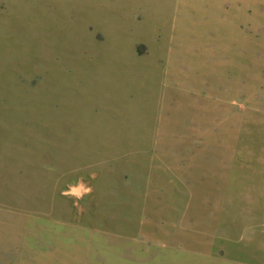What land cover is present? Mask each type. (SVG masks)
Returning <instances> with one entry per match:
<instances>
[{
  "label": "rangeland",
  "instance_id": "rangeland-1",
  "mask_svg": "<svg viewBox=\"0 0 264 264\" xmlns=\"http://www.w3.org/2000/svg\"><path fill=\"white\" fill-rule=\"evenodd\" d=\"M0 264H264V0H0Z\"/></svg>",
  "mask_w": 264,
  "mask_h": 264
}]
</instances>
